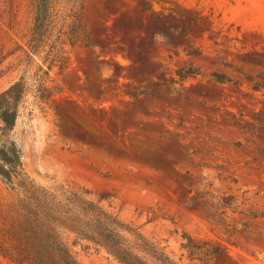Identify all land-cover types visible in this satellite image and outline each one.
<instances>
[{"label":"rangeland","instance_id":"374dc122","mask_svg":"<svg viewBox=\"0 0 264 264\" xmlns=\"http://www.w3.org/2000/svg\"><path fill=\"white\" fill-rule=\"evenodd\" d=\"M142 2L49 0L55 34L82 40L51 70L49 99L27 94L7 138L36 184L108 194L104 207L177 259L188 233L223 247L197 264H264V88L247 79L264 72V0ZM180 5L198 24L162 9ZM35 13L36 0H0V91L26 68ZM190 66L201 73L182 80ZM16 205L0 177V221ZM72 248L81 264H122L102 245Z\"/></svg>","mask_w":264,"mask_h":264},{"label":"trees","instance_id":"16d2710c","mask_svg":"<svg viewBox=\"0 0 264 264\" xmlns=\"http://www.w3.org/2000/svg\"><path fill=\"white\" fill-rule=\"evenodd\" d=\"M162 9L176 18L191 19L198 24V18L189 16V9L181 5ZM55 29L49 0H36L32 35L27 48H21L26 68L17 80L0 91V177L17 198L15 215L4 216L0 221V254L15 264H81L72 248L81 241L104 246L122 264H197L222 253L220 244L184 233L180 244L183 252L177 259L165 246L148 238L140 226L104 207L101 201L108 199V194L100 193L93 200L89 198L92 193L89 189L77 190L65 185L52 189L36 184L27 176L21 150L7 134L14 128L29 92L38 100H47L53 95L54 87L47 85L51 70L56 67L61 73L70 59L65 46L73 47L82 40L77 32L62 39L55 34ZM13 53L15 50L9 55ZM35 56L41 58V63H36L35 72L27 77ZM177 73L184 80L201 72L198 67L190 66ZM211 76L219 83L232 81L216 71ZM247 79L254 90L264 88V72ZM71 236L74 239L70 243ZM183 256L190 263H185Z\"/></svg>","mask_w":264,"mask_h":264}]
</instances>
